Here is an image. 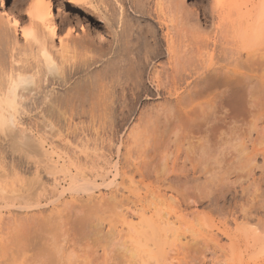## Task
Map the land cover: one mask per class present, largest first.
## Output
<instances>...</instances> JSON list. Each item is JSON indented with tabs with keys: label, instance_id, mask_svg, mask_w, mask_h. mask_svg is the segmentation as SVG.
Segmentation results:
<instances>
[{
	"label": "bare ground",
	"instance_id": "obj_1",
	"mask_svg": "<svg viewBox=\"0 0 264 264\" xmlns=\"http://www.w3.org/2000/svg\"><path fill=\"white\" fill-rule=\"evenodd\" d=\"M101 1L69 0L77 18L84 15L82 18L86 24L81 23V32L73 25L65 27L58 23L53 0H32L28 4L24 1L26 5L24 3L21 7L19 4L17 11L11 8L13 14L11 10H0V133L10 143H23L20 138L27 132L21 130V123H58L63 120L68 123L74 120L68 115L69 110L95 99H92L93 93L91 98L89 96L90 101L86 98L88 94L82 92L83 83L85 86L92 83L91 77L81 84L78 80L74 82L75 75L90 71L98 62L108 68L109 65L113 67L115 62H112L117 59L125 61V65L119 62L122 67L118 70H106L104 74L124 73L131 79V88L129 83L128 88L133 91L132 96L139 97L143 71L137 66L142 50L133 44L130 46L135 35L129 31L128 22L123 20L127 17L124 12L127 8L122 0H115L124 12V17L120 14L122 18L116 19L115 7L109 5V0H103L100 6ZM155 1L156 18L167 30L163 31L166 32L167 59L165 64L159 65L161 68L151 59V63L146 62L149 67L151 64L153 78H150L161 101L152 104L151 110L142 107L144 111L138 118L142 125L137 124L138 127L135 125L129 131L126 153L130 159L133 155L129 153L139 147L144 138L151 137L152 143L148 146L153 148V159L147 164L151 167L149 170L157 177H160L159 164L163 171H169L164 181L172 186L175 184L174 198L189 211L187 215H193L194 220L187 219L185 223L191 232L186 237L185 246L198 250L211 248L215 256L213 264H264V0H214L211 13L213 33L204 40L199 39L202 42H195L193 33L194 27L199 25L202 28L203 20L188 10L185 0ZM1 3L5 6V0H0V7ZM140 3L142 0H129L130 10H138L141 6L143 10ZM92 20H96L94 28ZM118 20L122 22L121 33L120 28L117 29ZM182 37H187V44H181ZM99 41L105 48L97 44ZM5 48L6 53H10V64L9 61L6 63L9 67L4 62L5 57L1 58ZM83 52L86 55L96 53L97 57L90 54L83 55V58ZM131 53L135 57H130ZM120 54L124 58H115L114 55ZM19 56H25L26 65L18 64L23 61ZM79 56L82 57L80 60ZM59 89H63L62 92ZM49 111L57 115L52 116ZM158 123H166V129H159ZM46 136L42 132L35 139L25 135L28 140H35L33 149L47 163L36 162L37 173L33 178L37 185L42 189L45 184L39 173L41 167L48 174L55 173L53 171L59 163H48L54 162L48 157L55 153L62 160L59 164L61 170L59 167L60 171H57H65L62 174L70 177L71 187L81 184L84 191L91 192L93 183L84 177L80 158L76 159L67 152L66 155L59 154L60 147L57 145L56 150ZM171 143L177 150L172 167L168 166L169 157L174 153L168 149ZM163 147L167 149L163 150ZM57 171L55 175L59 173ZM14 189L0 186L1 192H12L14 197L24 196ZM101 196L99 199L89 193L84 202L100 207L119 202L115 192ZM204 205L209 207V215L199 211ZM26 218L18 216L12 224ZM126 219L131 239L136 243L137 251L132 253L161 260L163 252L154 251L148 242V239H157L156 233L162 230L160 207L157 205L155 210L145 206L136 208L127 213ZM233 255H236L234 259Z\"/></svg>",
	"mask_w": 264,
	"mask_h": 264
},
{
	"label": "rangeland",
	"instance_id": "obj_2",
	"mask_svg": "<svg viewBox=\"0 0 264 264\" xmlns=\"http://www.w3.org/2000/svg\"><path fill=\"white\" fill-rule=\"evenodd\" d=\"M16 1L5 0V6L2 5V2L0 10L6 9L10 12L12 8L14 11H17L16 9L19 4L22 5L21 7H24L25 2L28 4L32 0ZM102 1L99 5L103 4ZM114 1L109 0V5L111 4L118 11H115L117 15L116 19L124 17V12H126L127 17L123 18V20L128 22L127 27L130 29L129 31L135 35L132 36L133 43L130 46L133 44L132 46L139 47L142 50V54L140 55L141 64L139 63L137 66L138 69H142L143 71V80L141 79L143 84L141 81L142 85L139 88V97L132 96L133 94L131 93L133 91L130 89L131 79L123 75L124 73H116L114 75V72V74L112 73L113 77L111 73L104 74L106 70L109 72L110 70H118L122 65L119 62H123L121 59L124 57L121 58V54L114 55L115 58L118 57L121 60L118 61L117 59V61H113L112 64L115 62V66L111 67L112 65H109L111 68H106L103 62H98L90 70L93 74L88 71L75 75L74 82L78 80L81 84L91 77L92 83H87V86L83 83L84 88L82 92L88 94L86 95L88 100H90L91 93H93L92 99H95L92 103L85 102L84 106L75 107L73 111L69 110L68 115H71L74 119L71 122L69 121L70 123L68 121L66 123L63 119V122L58 123H21V130L27 133L23 134L22 139L20 138L21 142H23L20 144L10 143L6 139L7 137L0 133V152L3 153L0 154V184L6 188H15L14 191L18 194H24V196L14 197L11 196L12 192L0 191V264H213L215 260L211 248L198 250L194 247L188 248V246H185L186 237H189L191 234L185 223L187 219L192 220L193 215H187L189 211H186L174 198L176 195L175 184L172 186L167 181H164V177L169 171H163L161 164L158 166L160 177L155 176L149 170L151 167L147 164L153 159L151 154L153 148H149L148 146L152 143L151 137L149 139L148 136L144 138L141 142L142 144L139 142L141 145L138 144L139 147L136 146L133 149L134 153H129L130 156L133 155L130 159L126 153L128 152L126 148H128L127 139H129V131H131L132 127H136L135 125L141 124L138 123V118L141 116V111H144L142 107L145 110H151L157 102L161 101V98L157 97L158 89L154 87L151 81L153 78L152 71H150L151 64L149 67L148 63H151L150 59L153 60L152 63L158 64V68H161L160 66L166 63V32L163 31L167 30L165 25L163 27L161 21L156 18L155 0H142L140 4H143V10H141V6L140 9L134 11H131L129 8V0H122L125 4V9L127 8L126 10L124 9V12L119 8L120 4H116L117 0ZM185 1L188 10H191V13L195 16H200L199 18L203 20L201 22L202 28L198 25V27H194L195 31L192 30L193 28L191 29V31H194V41L202 42L199 39L204 40V37H209L213 33L212 23L214 22V18L211 13L214 0ZM14 3L15 5H13ZM53 5L57 21L58 23L60 22V25L65 27L73 25L77 27L78 32H81V23L82 25L86 24L83 21L84 18H82L84 15L77 18L76 11L71 8L69 0H53ZM14 11H12V14L15 13ZM141 11L144 13H140ZM203 15L205 19H203ZM119 20L116 23L119 24L117 25L119 26L117 29L122 27V22L119 23ZM95 22L96 20H92L91 24L93 28L95 27L93 26ZM3 24L5 26V22ZM131 28L133 29L131 30ZM118 30L120 31L121 28ZM102 31L105 34L104 29ZM20 39L24 43L22 36H20ZM186 40L187 37H182L181 41L183 43L181 42V44H187ZM99 42L97 44L105 48L103 43ZM142 48L145 50L143 51ZM4 50L5 52H2L3 55L1 53V58L5 57V61L2 60L5 64L8 61V64H10V53L8 51L6 53V48ZM146 50H148L147 54L145 53ZM155 52L157 53L156 55ZM90 54L97 57L96 53H87L86 55L84 52L81 56L84 58L85 55L91 56ZM131 54H129L130 57H135V55ZM81 56H79L80 58L78 57L79 60L82 58ZM19 57H16V59H19ZM24 57H20L21 61L22 59L23 61L18 64H24V60H26ZM146 60L149 62L147 63ZM124 63L126 62L124 61ZM24 65H26V61ZM6 66L9 67L7 64ZM110 77L111 79L108 80ZM128 83L130 88H128ZM90 85L91 87H89ZM126 102H129V104ZM152 104L154 105L152 106ZM43 110L48 113L46 109L43 108ZM50 113H52V116L57 115L54 111ZM158 124L161 130L166 125V123ZM41 132L45 136L48 134L46 137L49 136L48 141L50 144L53 142L52 146L54 147L55 145L54 148L56 150L60 147L59 150H61H58L59 154L66 155L67 152L73 157L75 156L74 158L76 159L80 158L78 159L80 163L85 164L87 162L86 166H83V164L82 166L80 164V166L84 169L82 170L84 177L93 183V189L89 193L98 198L101 195L103 197L108 195L110 191L115 192L119 196V202L101 207L84 202L89 193L84 191L81 184L73 185V188L71 187L70 177H65V174H62L63 170L61 173L59 172L61 170L59 164L62 160L58 154V157L54 155L55 153H53L54 156L48 157L54 162L48 163H59L56 168L57 171L60 167V170L58 169L59 171H57L59 175H55L56 171H53L55 172L54 174H48L41 167L39 173L45 181L41 189L40 185H37V180L33 178L37 173L36 162L40 161V164L43 162L41 165H47V163L44 161L45 158L38 156L37 150L33 149L35 140H28V137H31V139L38 138ZM26 134L27 138H25ZM146 139L148 140L146 141ZM172 145L173 143H171V147H168L170 151L172 150L173 152L174 150L173 155L169 157L168 166L170 167L174 165V161L177 158V150L174 148L175 145ZM13 148L18 150L13 151ZM165 148L163 147V150ZM31 151H35V153L33 152L32 154ZM127 159L129 160L127 161ZM85 167L88 170H85ZM58 178L61 179L57 182ZM65 178H68V180ZM55 180L56 182H54ZM42 191L43 194L41 193ZM101 197L99 199H102ZM157 205L160 207L159 225L162 227V230L156 233L155 238L157 239H148V242L150 243V248L154 249V251L163 252L161 260L148 259V257L143 258L140 255L132 253V251H137L135 247L136 243L131 239L132 234L126 222L128 212H134L136 208H142V206L155 210ZM206 207L205 205L204 207H200L199 211L204 215H209V207ZM18 216L19 218H28L21 220L20 223L12 224ZM149 235L151 236L152 234ZM224 241L226 240L224 239ZM235 257L236 255H233L232 259Z\"/></svg>",
	"mask_w": 264,
	"mask_h": 264
}]
</instances>
